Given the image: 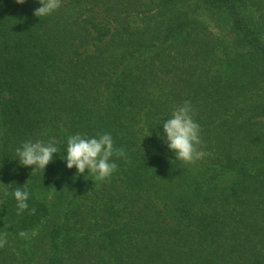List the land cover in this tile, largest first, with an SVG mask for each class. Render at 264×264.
Here are the masks:
<instances>
[{
	"label": "trees",
	"instance_id": "16d2710c",
	"mask_svg": "<svg viewBox=\"0 0 264 264\" xmlns=\"http://www.w3.org/2000/svg\"><path fill=\"white\" fill-rule=\"evenodd\" d=\"M39 7L0 0V264H264V0ZM185 101L194 164L163 138ZM103 133L126 154L109 179L66 168L69 136ZM50 139L43 171L19 164Z\"/></svg>",
	"mask_w": 264,
	"mask_h": 264
},
{
	"label": "clouds",
	"instance_id": "9594fccd",
	"mask_svg": "<svg viewBox=\"0 0 264 264\" xmlns=\"http://www.w3.org/2000/svg\"><path fill=\"white\" fill-rule=\"evenodd\" d=\"M26 0H15L16 4H24ZM40 7L33 15L35 17H46L61 7L62 0H36ZM163 138L167 148L175 156V161L185 164H194L207 155L201 150L200 126L195 122L192 115L190 102L185 101L183 105L175 107L171 117L162 123ZM56 141L50 139L47 143L43 141H26L21 147L16 148L18 162L23 167H31L44 170L47 165L53 162V156L58 152ZM126 157L123 148H115L113 138L109 133L98 134L96 137L87 138L80 134L71 135L67 139L66 168L76 170V175L94 176L97 182H104L117 170V164L111 160ZM7 195V193H5ZM12 195L17 204V215L28 209L27 200L29 193L17 187ZM35 212V209H32ZM21 238L27 233L21 231ZM6 237V234H5ZM7 243L6 238L0 237V248Z\"/></svg>",
	"mask_w": 264,
	"mask_h": 264
}]
</instances>
